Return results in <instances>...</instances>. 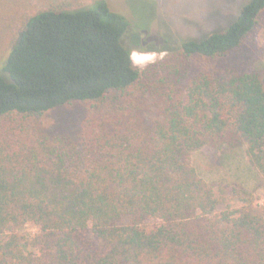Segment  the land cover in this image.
Listing matches in <instances>:
<instances>
[{"label": "trees", "instance_id": "16d2710c", "mask_svg": "<svg viewBox=\"0 0 264 264\" xmlns=\"http://www.w3.org/2000/svg\"><path fill=\"white\" fill-rule=\"evenodd\" d=\"M42 1L0 0V264H264V206L220 212L193 161L242 151L264 187V0L144 68L127 7Z\"/></svg>", "mask_w": 264, "mask_h": 264}, {"label": "rangeland", "instance_id": "374dc122", "mask_svg": "<svg viewBox=\"0 0 264 264\" xmlns=\"http://www.w3.org/2000/svg\"><path fill=\"white\" fill-rule=\"evenodd\" d=\"M95 0H45L39 2V7L86 5ZM116 8L127 7L137 25L144 30L135 36L133 43L136 47L146 45L156 47L160 51H171L186 39L204 40L214 32L226 30L236 21L241 8L251 0H110ZM131 33H135L134 30ZM166 35V36H164ZM145 37L141 39V37ZM166 37V39L164 38ZM169 38V40H168ZM131 39V38H129ZM261 49L257 61L252 68L264 70V30L257 38ZM163 58V59H164ZM161 60H158L159 62ZM156 63V62H155ZM190 72L210 68L214 60L201 58L190 59ZM153 64V63H152ZM149 65V64H148ZM144 68V67H143ZM81 108L66 111L65 118L78 125L81 118ZM55 113L47 120L50 130H58L63 115ZM242 151L222 149H204L193 156L194 166L198 173L214 186L221 200L219 211L236 210L243 205L242 198L252 197L256 204L264 206V187L260 186L253 172L247 170L245 155ZM157 221H148L144 228H152ZM13 229L8 230V234ZM27 238L33 237L37 230L31 225L18 231ZM2 238L0 237V240ZM28 252L30 248H25Z\"/></svg>", "mask_w": 264, "mask_h": 264}, {"label": "clouds", "instance_id": "9594fccd", "mask_svg": "<svg viewBox=\"0 0 264 264\" xmlns=\"http://www.w3.org/2000/svg\"><path fill=\"white\" fill-rule=\"evenodd\" d=\"M145 37H141L144 39ZM167 55L165 51L149 50L146 45H141L140 47L131 49L128 52L129 60L131 66L134 68H143L148 64L157 62L158 60H163Z\"/></svg>", "mask_w": 264, "mask_h": 264}]
</instances>
